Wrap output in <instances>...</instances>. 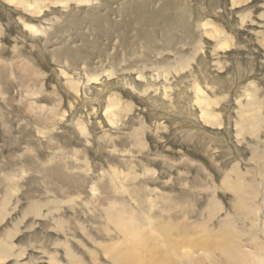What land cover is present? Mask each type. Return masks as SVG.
Returning a JSON list of instances; mask_svg holds the SVG:
<instances>
[{
    "label": "rangeland",
    "instance_id": "obj_1",
    "mask_svg": "<svg viewBox=\"0 0 264 264\" xmlns=\"http://www.w3.org/2000/svg\"><path fill=\"white\" fill-rule=\"evenodd\" d=\"M114 211L262 264L264 0H0V264L144 263Z\"/></svg>",
    "mask_w": 264,
    "mask_h": 264
},
{
    "label": "bare ground",
    "instance_id": "obj_2",
    "mask_svg": "<svg viewBox=\"0 0 264 264\" xmlns=\"http://www.w3.org/2000/svg\"><path fill=\"white\" fill-rule=\"evenodd\" d=\"M116 209H118V208H116ZM114 212H115L114 215H112V213L110 214L109 219L111 220V223L115 224L118 231H120L121 233H125V238L127 240L131 241V238H132L134 240H137L142 245H148L147 249L150 252L149 253L150 255H148L149 258H147L148 260L144 261V263H142V261H140V264H147L148 261H149L148 264H193L192 260L194 259V256H193V254H191L189 252L190 249L188 251V249L186 248V247H188L189 243H191L194 247H195V245H197L199 248L203 249V250H201V252H204V254L197 253L198 257L195 259L197 264H199V263L204 264V261H206V259L213 261L214 264H239V263H241V259L238 255V252H237V249H238L237 244L238 243L236 244V243L231 242L232 241L231 238H229V239H231V241L229 240L230 241L229 242L227 240L228 239L227 234H225L223 231L221 233L214 231L217 236H210L207 233H205L204 230L202 229V231H200L201 234L200 235L198 234L200 236V238L199 237L196 239L186 238V236L191 234V233H189L190 231H192V233H193V231H195V229L193 228L194 226L192 228L191 227L188 228V227H186L184 222L182 224L179 222L177 223L178 220L175 219V218H177V215L174 216L173 218L171 217V221L168 222V224L165 226L164 233L162 231L164 241H165V246H164L163 255L159 256V254H156L157 249L149 244V243H151V241L148 239H143V237H141L142 234L139 230H137V227H139V226H137L136 223H134L135 221L133 222V220H131V219H129L128 221H124L123 218L121 217V214L118 211H114ZM181 213H182V211H181ZM183 214H185V213H183ZM259 216L264 220V216H262V214H260V213L258 214V212H256V224L258 225V227H259V222H260ZM178 219L181 220L182 218L181 219L178 218ZM122 220H123V223H122ZM119 227L121 228L120 230H119ZM211 227H212V225H211ZM258 227L255 228V231ZM256 234L262 235L263 239L260 240V238L258 239V237L253 238V240H252L253 245H255V240L256 241L259 240L260 242L262 241L260 246H259V251L262 249L264 250V221L262 222V225H260L259 230ZM258 244H259V242H258ZM133 245L135 246V244H133ZM245 245H246V243H245ZM118 246H119V244H118ZM114 247L109 246V250H110L109 253L111 254L110 257L114 261L113 264H120L121 259L122 260L125 258L129 259L132 257L134 259L137 258L135 256L136 253L134 254L135 251L133 252V251H130L127 249H122L121 254H117L118 251ZM249 247H252L251 243H250ZM112 249H114L113 252H115V253L112 252ZM132 249H133V247H132ZM255 249H256V247H255ZM134 250H136V249H134ZM198 250H200V249H198ZM239 250H240V248H239ZM241 252H243V251H241ZM260 252H262V251H260ZM250 253H253V250H251ZM199 254H200V256H199ZM221 254L223 255V257L222 256L219 257ZM143 259H145V258H143ZM251 262H253V261L251 260ZM136 263L138 264L139 262H136ZM262 264H264V261L262 262Z\"/></svg>",
    "mask_w": 264,
    "mask_h": 264
}]
</instances>
